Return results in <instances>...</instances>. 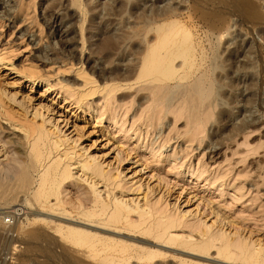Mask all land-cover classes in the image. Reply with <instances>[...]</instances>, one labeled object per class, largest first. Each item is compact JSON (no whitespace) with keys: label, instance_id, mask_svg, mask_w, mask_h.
Wrapping results in <instances>:
<instances>
[{"label":"bare ground","instance_id":"obj_1","mask_svg":"<svg viewBox=\"0 0 264 264\" xmlns=\"http://www.w3.org/2000/svg\"><path fill=\"white\" fill-rule=\"evenodd\" d=\"M39 1L46 6L50 58L68 66L73 76L54 79L39 66L21 71L0 60V135L12 136L22 155L13 179L0 180L2 206L23 194L31 208L23 212L24 220L40 226L35 238L49 235L50 246L61 244L73 264H264L262 209L256 216L244 207L239 222L225 207L187 189L191 179L177 187L168 173L156 170L175 154L153 148L138 152L146 142L131 147L117 136L132 140L121 118L136 100L148 104L141 114L146 127L160 124L168 113L175 123L185 117L186 141L205 136L214 117L217 123L211 126L220 130L236 111L242 116L233 133L253 129L256 122H247L248 110H243L252 99L243 97L240 85L256 83L241 81L252 67L236 58L244 43L236 42L234 51L220 59L211 36L229 33V7L255 25L264 21L262 7L254 0H192L187 12L180 11L177 0L162 8L157 3L163 0L149 7L151 0L104 4L108 18L143 21L126 30L104 21L102 12L88 10L87 0ZM56 8L65 10L57 13ZM97 19L103 24H95ZM198 25L207 29L202 32L206 39L194 31ZM225 85L232 93L224 91ZM223 94L228 108L215 114L214 104ZM3 139L0 158H7ZM184 163L178 167L194 175L195 167ZM216 183L220 196L222 187L232 184ZM13 212L20 219L22 214Z\"/></svg>","mask_w":264,"mask_h":264},{"label":"rangeland","instance_id":"obj_2","mask_svg":"<svg viewBox=\"0 0 264 264\" xmlns=\"http://www.w3.org/2000/svg\"><path fill=\"white\" fill-rule=\"evenodd\" d=\"M119 1L126 3V0H87L86 2L88 10L92 9L91 12L96 11V13L102 12L103 16H106L108 14L103 9L104 4L107 6L108 3L110 5ZM153 1L155 2V0L148 2L146 7H149ZM177 1L180 2L181 12H187L193 3L192 0ZM254 1L262 7L264 19V0ZM22 3L25 5L22 6ZM167 3L168 0H163L157 5L162 8ZM44 7H46L45 2L39 0H0V60L14 64L21 71H28L33 66H39L43 72L53 76L54 79L71 78L73 73L69 71L68 66L61 62L54 63L50 58L52 52L46 38L47 29L42 12ZM67 9L74 10L70 6ZM64 10L65 8H56L55 12L63 13ZM228 11L225 28L229 33L226 31L221 36L212 35L211 41L214 45L219 44L217 55L220 59L234 51L236 42L244 43L243 49L236 55V58L239 60V65L246 63L252 67L240 78L241 81L249 82L255 79L256 83V86L253 87L246 84L243 88L240 85V90L244 92L243 97L252 99L249 104L251 105L250 109L246 105L243 106L244 111L248 110L243 113L246 114L247 122L253 120L256 122L253 129L248 128L241 133H233L234 128L237 127L236 124H240L238 119L242 116V112L235 109L237 115L231 116L227 121L224 120L220 130L212 127L217 123L214 117L206 127L205 136L203 135L200 140L193 142L186 141L190 133V126L187 125L185 117L175 123V115L168 113L160 124L146 127V115L145 113L141 114L148 104L140 105L136 100L133 108L121 118L122 121H126V127L130 130L129 135L132 136V140L129 141V137H125L123 133H118L117 136L122 141L128 142L127 146L131 147L138 140L146 142L147 144H144L138 152L153 148L156 151L160 150L163 155L175 154V157L167 158L157 165L156 170L168 173L170 182L177 187L183 186L185 178L191 179L193 183L191 184V181L187 183V189L220 204L226 208L225 211L228 214L230 213L233 218L242 222L239 213L246 210L244 207H250L256 216L257 210L260 208L262 214L259 215H264V21L256 25L253 22L248 24L244 22L245 17L238 13L234 14L231 7L228 8ZM106 17L104 21L109 19L116 29L130 30L134 24L137 26L143 24L142 20L135 21L133 18L123 21L121 16ZM104 21L97 19L95 24L101 25ZM199 26L202 25L194 27V31L200 30L199 34L206 39L202 32L207 29ZM55 47L58 48V45ZM219 65L222 67V62ZM219 72H221V68L215 70V79ZM226 86L224 91L232 93L233 90ZM240 90L239 94H241ZM100 102L101 100L95 99V103L99 104ZM226 102L224 94L218 97L216 105L214 104L215 114L222 108H228ZM175 103L177 105L178 101ZM117 110L119 109L117 108ZM154 129H156L155 132H153ZM0 138H4L5 143L7 142L5 155L7 158H0L3 163V168L0 169V180L4 178L3 181H9L13 179L12 175H15L18 164L16 162L22 160V155L8 137L7 132H2ZM256 146H259L258 151L253 150ZM147 158L153 160L152 155ZM184 159L185 167H195L194 175L188 173L186 168L178 167ZM197 167H200V170ZM200 172H205L207 179L205 177L197 178L196 176ZM215 179H217L216 185L223 182L234 184L233 186L232 184L231 186L224 185L222 187L224 195L220 196V190L212 185ZM23 199V194H19L7 205L2 206L0 203V264H73L71 255L65 252L61 244L50 246L52 240L49 235H44L39 239L35 238L33 232L35 229L39 230L40 226L24 220L23 212L31 208L26 205ZM13 210L17 211V214H22L20 219ZM259 215L258 217H260ZM7 217H10V220L13 219L12 225L6 222ZM3 223L4 225H2ZM159 264H167V262H159Z\"/></svg>","mask_w":264,"mask_h":264},{"label":"built area","instance_id":"obj_3","mask_svg":"<svg viewBox=\"0 0 264 264\" xmlns=\"http://www.w3.org/2000/svg\"><path fill=\"white\" fill-rule=\"evenodd\" d=\"M6 222H8L9 224L12 225V224H13V219L10 220V217H7V218H6Z\"/></svg>","mask_w":264,"mask_h":264}]
</instances>
